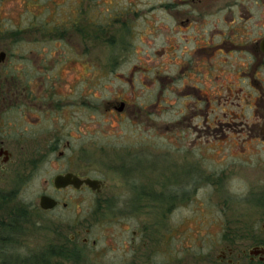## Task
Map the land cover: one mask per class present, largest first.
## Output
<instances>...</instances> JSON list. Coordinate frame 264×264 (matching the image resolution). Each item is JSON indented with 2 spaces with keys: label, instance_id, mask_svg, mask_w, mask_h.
<instances>
[{
  "label": "flooded vegetation",
  "instance_id": "flooded-vegetation-1",
  "mask_svg": "<svg viewBox=\"0 0 264 264\" xmlns=\"http://www.w3.org/2000/svg\"><path fill=\"white\" fill-rule=\"evenodd\" d=\"M148 4L77 7L53 26L33 16L34 27L12 32L14 51L0 49V264H264L261 222L228 231L203 256L151 242L150 224L132 227L146 191L126 170L144 124L186 150L206 138L205 124L216 129L211 100L264 102V0ZM31 32L45 41L23 43ZM141 88L149 98L139 99ZM176 103L178 118L157 126L160 107ZM252 128L243 142H264ZM109 164L130 180L106 181Z\"/></svg>",
  "mask_w": 264,
  "mask_h": 264
},
{
  "label": "rangeland",
  "instance_id": "rangeland-1",
  "mask_svg": "<svg viewBox=\"0 0 264 264\" xmlns=\"http://www.w3.org/2000/svg\"><path fill=\"white\" fill-rule=\"evenodd\" d=\"M155 1L0 0V49L9 48L13 52L16 38L11 36L12 32L34 27L30 25L33 16L37 18L34 21L39 26H42V22L46 26H53V23L56 25L65 17H73V9L77 7H97V11H104L108 5L142 2L150 3L141 6L148 11ZM84 17L86 15H82L81 19ZM151 22L139 19L137 25ZM30 34L31 37H21L23 43L32 42L34 38L45 41L33 32ZM77 37L74 33L72 41L81 43ZM101 52L104 53V49ZM150 75H154L153 71ZM141 90H137L139 99L149 98L148 91ZM212 101L215 105L208 120L216 129L209 133L204 123L206 138H202L197 147L191 145L189 149H182L180 144L183 141H171L163 130L158 129L156 134L161 135L153 136L155 129L144 124L143 127L141 125V139L136 144L137 155L133 151V155L126 156L129 158L127 165L131 164L129 161L133 164L126 170L133 172L132 179L139 182L135 190H140L142 194L146 191V207L143 209L146 213L141 218L133 219L132 227L136 229L142 226L140 222L150 224L151 242H158L159 238L171 240L172 250L178 249L186 255L213 254L216 248L223 245L222 237L228 231L245 234L254 232L260 222L264 223V142L250 139L243 142L247 126L253 127L254 137L264 133V102L258 96L250 97V107H232L225 102L226 99ZM177 107V103L169 111H163V106L160 107V111L154 115L156 125L175 121L178 118ZM233 126L234 131H231ZM229 128V132H226ZM101 176L106 181L121 183L131 178L114 171L111 164ZM125 188L120 186L116 189L121 197L125 195ZM128 190L126 195L131 196L129 199L133 201L136 192L132 193L135 191L133 188ZM97 230L94 229L93 234ZM87 252L93 258L94 253ZM153 256L160 258L159 255Z\"/></svg>",
  "mask_w": 264,
  "mask_h": 264
}]
</instances>
